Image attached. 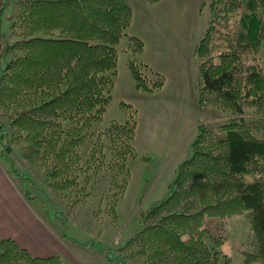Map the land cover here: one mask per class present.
<instances>
[{
	"label": "trees",
	"instance_id": "obj_1",
	"mask_svg": "<svg viewBox=\"0 0 264 264\" xmlns=\"http://www.w3.org/2000/svg\"><path fill=\"white\" fill-rule=\"evenodd\" d=\"M16 7L11 28L19 39L6 49L14 57L0 77V106L15 116L7 127L0 124V136L22 144L23 158L44 168L55 190L73 188L79 172L96 161L119 189L117 203L136 155V122L113 123L103 132L95 127L111 100L116 48L127 37L131 0H21ZM210 11L196 50L204 60L198 101L236 119L199 125L168 195L141 213L140 230L126 244L135 243L152 264H233L218 249L220 237L199 224L242 212L249 213L257 245V254L243 264H264V184L258 177L264 162V71L249 58L264 44V0H211ZM132 40L140 52L142 42ZM129 68L142 88L138 67L130 62ZM249 110L259 118L254 124L261 138L243 118ZM0 264L64 263L59 256L34 257L0 237Z\"/></svg>",
	"mask_w": 264,
	"mask_h": 264
},
{
	"label": "rangeland",
	"instance_id": "obj_2",
	"mask_svg": "<svg viewBox=\"0 0 264 264\" xmlns=\"http://www.w3.org/2000/svg\"><path fill=\"white\" fill-rule=\"evenodd\" d=\"M20 1L5 0L0 9V77L6 63L14 57L6 49L19 39L11 26ZM156 2L131 0V24L133 9L137 7V28L130 24L127 37L116 48L117 74L111 100L102 123L95 127V131L103 132L113 123L136 122L133 141L136 155L129 163L128 185L117 203L119 189L112 184L107 168L100 170L96 161L79 172L73 188L55 190L46 181L45 169L23 158L22 144L11 136L7 140L0 136V166L4 175L33 217L61 240L65 254L59 257L64 264H152L139 254L135 243L126 244L140 230L141 213L168 195L176 169L191 155L199 125L220 126L236 119L227 110L211 104L202 106L198 101L202 84L200 65L204 60L198 58L196 50L211 22V0ZM135 30L143 33L144 39ZM133 38L142 42L140 52H135L138 46ZM147 57L162 66L168 75L144 63ZM249 58L264 68V44ZM130 62L135 63L142 75V88H138L130 71ZM159 76H162L161 85H158ZM252 113L247 111L243 118L249 121L254 135L261 138L262 133L254 124L259 118ZM14 116V111L0 106V124L7 127ZM83 157L87 159L88 150L83 152ZM19 175L27 176L29 183ZM258 177L264 184L263 161ZM2 195L9 198V190L0 182ZM13 206L12 202L7 208ZM199 227L220 237L223 244L218 249L233 264H243L257 254L249 213L206 217ZM19 236V240L23 238V234Z\"/></svg>",
	"mask_w": 264,
	"mask_h": 264
},
{
	"label": "crops",
	"instance_id": "obj_3",
	"mask_svg": "<svg viewBox=\"0 0 264 264\" xmlns=\"http://www.w3.org/2000/svg\"><path fill=\"white\" fill-rule=\"evenodd\" d=\"M136 0H134V3ZM157 1L156 3H159ZM137 7L133 9V22L131 27L137 28ZM147 28V26L145 25ZM136 31V30H135ZM142 39H144L143 33L138 31L135 32ZM138 36V37H139ZM146 49L142 54L146 52ZM163 48L159 50L161 55ZM192 53V51H191ZM144 63L151 65L154 70L159 71L164 75H168L167 71L159 64L153 63L147 57ZM263 68V67H262ZM264 69V68H263ZM167 77V76H166ZM168 81V79H167ZM166 81V83H167ZM0 182L7 186L9 190V198L2 195L0 197V235L2 238H12L14 239L21 248L26 249L31 255L39 258H48L52 256H61L65 254V246L62 244L61 240L55 235V233L44 223L35 219L33 215L29 212L27 206L23 202L19 193L14 190L12 184L4 175V171L0 166ZM14 203L13 208H7V205ZM22 214V218H21ZM2 231L4 233H2ZM16 231L15 234L11 232ZM5 232H8L6 235ZM19 234H23V238L19 240ZM26 235V236H25ZM14 237V238H13Z\"/></svg>",
	"mask_w": 264,
	"mask_h": 264
},
{
	"label": "built area",
	"instance_id": "obj_4",
	"mask_svg": "<svg viewBox=\"0 0 264 264\" xmlns=\"http://www.w3.org/2000/svg\"><path fill=\"white\" fill-rule=\"evenodd\" d=\"M5 0H0V9L3 7Z\"/></svg>",
	"mask_w": 264,
	"mask_h": 264
}]
</instances>
